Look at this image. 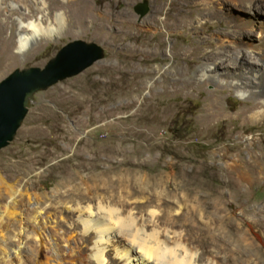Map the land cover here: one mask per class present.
Returning <instances> with one entry per match:
<instances>
[{
  "label": "rangeland",
  "instance_id": "1",
  "mask_svg": "<svg viewBox=\"0 0 264 264\" xmlns=\"http://www.w3.org/2000/svg\"><path fill=\"white\" fill-rule=\"evenodd\" d=\"M142 1L105 0L100 4L110 2L111 13L105 23L87 22L84 29L72 26L69 32L39 39L24 53L13 49V59H0L1 80L14 69L43 68L64 45L75 40L95 43L102 50V57L79 73L31 93L17 131L0 149V178L23 193L41 195L39 207L51 205L49 215L64 217L67 229L76 218L62 204L85 192V201L91 200V186L82 177L94 173L89 163L93 157L102 161L97 172L115 176L119 175L116 167L109 165L126 157L139 167L124 168L125 177L128 169L138 172L142 179L195 171L202 172L208 181L216 176L209 186L222 192L220 215L232 218L239 230L248 229V223L253 222V258L255 264H264V115L255 119L247 117L251 113L244 114L261 100L239 96L230 84L217 85L201 78L208 63L225 51L218 38L225 25L210 18L205 32L194 28L209 14L200 3L187 2L182 15L159 17L167 18L169 35L159 20L158 29L150 25L155 19V0H145V14L135 10ZM89 2L96 4V0ZM129 15L134 17L132 25L125 23ZM244 30V37L249 39L252 30ZM231 40L226 50L239 53L241 40ZM261 106L258 109L264 110ZM84 161L86 166L82 167ZM147 183L100 189L104 195L110 191L116 195L125 191V195L143 188L155 193L158 187ZM164 186L175 188L176 196L168 197L167 202L176 204L180 199L183 203L176 184L167 182ZM0 195V210L5 211L10 197L1 185ZM20 199L23 203L17 212L24 210L26 219L31 220L33 215L27 213L33 205L25 197ZM14 232L7 231L4 240L0 238V264L10 263L5 252L12 250ZM212 233L227 238L215 230ZM228 247L229 252L235 250ZM24 258L28 261L31 256L25 252Z\"/></svg>",
  "mask_w": 264,
  "mask_h": 264
},
{
  "label": "bare ground",
  "instance_id": "2",
  "mask_svg": "<svg viewBox=\"0 0 264 264\" xmlns=\"http://www.w3.org/2000/svg\"><path fill=\"white\" fill-rule=\"evenodd\" d=\"M104 1L96 0L92 5L89 0H0V59H13V49L24 53L39 39H51L69 32L72 26L84 29L87 22L105 23L111 13L107 6L110 2L101 6ZM155 1V19L150 25L158 29L159 20L169 35L168 16L182 15L187 2L200 3L205 11H209L200 19V26L194 27L198 31L205 30L210 18L225 25L218 33L220 46L225 51L218 60L208 63V67L201 71V78L217 85L230 84L241 97L260 99L261 104L244 114L251 113L247 117L255 119L262 117L264 110L258 107H264V0ZM160 16L167 18L160 19ZM126 17L125 23L132 25L134 17ZM244 28L252 30L249 39L244 37ZM9 29L10 35L7 34ZM231 38L241 40L239 53L226 50L227 45L233 43ZM213 106L214 103L209 104L210 108ZM85 163L82 167L86 166ZM89 163L94 173L82 177V181L91 186L92 198L85 201L87 193H79L78 199L62 204L64 210L76 218L67 229L68 222L64 217L49 215L51 205L39 207L41 195L25 191L24 194L0 178L1 187L10 197L6 210H0V238L4 240L5 232L15 231L11 240L12 250L5 252L9 264H255L251 238L253 222L248 223V229L239 230L232 218L220 215L224 203L222 192L209 186L210 182L217 180L216 176L208 181L202 172L195 171L164 173L142 179L136 171L128 169V177L122 173L124 168L135 165L128 157L109 165L116 167L114 171L118 176L97 172L102 163L99 157H93ZM141 181L158 187L155 193L146 192L147 188H143L127 191L125 195V191L118 195L110 191L104 195L100 189L101 186L115 184L123 187L134 183L138 186ZM167 182L178 186L184 204L179 203L180 199L176 204L166 201L168 197L176 196L175 188L164 186ZM200 192L206 193L201 196ZM20 197H25L34 207L32 214L27 213L33 215L31 220L26 219L24 210L17 212L23 203ZM245 211L250 212L246 208ZM212 214L215 216L210 217ZM5 216L11 220H6ZM212 230L226 234L227 238L213 234ZM228 246L235 250L229 252ZM25 252L31 256L29 263L24 258Z\"/></svg>",
  "mask_w": 264,
  "mask_h": 264
},
{
  "label": "water",
  "instance_id": "3",
  "mask_svg": "<svg viewBox=\"0 0 264 264\" xmlns=\"http://www.w3.org/2000/svg\"><path fill=\"white\" fill-rule=\"evenodd\" d=\"M143 15L146 1L135 5ZM102 57L95 43L75 40L64 45L43 68L14 69L0 80V149L13 138L27 112L31 93L46 88L58 80L75 75Z\"/></svg>",
  "mask_w": 264,
  "mask_h": 264
}]
</instances>
